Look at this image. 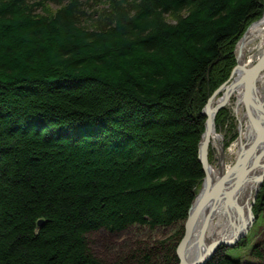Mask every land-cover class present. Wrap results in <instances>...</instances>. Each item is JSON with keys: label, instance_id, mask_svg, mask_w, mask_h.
<instances>
[{"label": "trees", "instance_id": "trees-1", "mask_svg": "<svg viewBox=\"0 0 264 264\" xmlns=\"http://www.w3.org/2000/svg\"><path fill=\"white\" fill-rule=\"evenodd\" d=\"M47 2L61 7L37 14ZM262 11V0H0V264H105L89 235L181 222L110 263L178 264L204 178L201 110ZM207 264L239 262L219 249Z\"/></svg>", "mask_w": 264, "mask_h": 264}, {"label": "rangeland", "instance_id": "rangeland-1", "mask_svg": "<svg viewBox=\"0 0 264 264\" xmlns=\"http://www.w3.org/2000/svg\"><path fill=\"white\" fill-rule=\"evenodd\" d=\"M262 3H263V11H264V0H262ZM62 5H64V3ZM60 7L61 5L59 4L57 5L54 4L53 2L52 3L47 2L42 7L37 6V14L50 16L53 15ZM96 7L98 9L100 8L107 9L109 7V4L103 3ZM263 11L261 13V16L263 14ZM165 19L167 22L170 23L175 22V18L169 14L165 16ZM258 19H260V17ZM249 26H251V23L247 25V27L244 29V31H242L239 37L235 38L236 40H233L232 45L230 47V50H232L231 53L234 58V65L232 66L230 75L227 79L229 83H227L226 85H229L233 81V78L235 77V74H232V72L237 65L236 56L239 57L240 54L237 51V48L239 46V41H241L244 34L247 32ZM255 51L256 53L254 54L259 53L255 57V59H250L249 62L247 61L248 60L247 56L249 54L247 55L245 54L243 58L244 62L242 63L240 62V63L245 67L254 64L258 60L260 54L262 53V51H260V48L258 47L257 50ZM261 77H263L262 73L259 76L256 83V86H258L257 94L258 93L262 94V98L264 100V93L261 90L262 87L259 85V79ZM214 92L215 90L211 92L210 97L213 95ZM238 95L239 93L236 90L233 92V94H231L228 97V100L225 102L223 107L218 111L214 120L213 131L216 130L220 134V140L218 141V145L215 147L211 145L210 143L211 140L209 141L207 159L209 165L216 168L217 170L220 169L225 170L226 168L227 169L226 171H229V169L235 164L237 160V159L235 160L236 156L233 155L232 152L233 147H235L234 144L238 146L241 140H243V142H246V137L241 134L243 131L242 129L244 123H249V119L244 104L241 112H239V110L236 108L239 107L236 106L238 102ZM221 96H223V91H220L214 99H218ZM206 103L204 104L203 108L205 107ZM203 108L201 110V113L203 111ZM262 108H264V105H262ZM205 128H206V123L204 124V130ZM226 171L224 174L227 173ZM202 183L203 180L197 187L196 194L202 187ZM257 183L258 182H256V186L251 190L250 196L249 197L247 196L248 198L247 197L245 198L244 196L246 195H243L242 199L239 198V200L237 201L238 205L236 204L237 206H234V211L236 212V215H240L239 213L241 212V210H244L245 213L246 210L251 211L252 213L251 219L247 224H244V221L241 220V224H243L242 229H244V226H247L245 235H243L242 237H240L238 240L234 241L231 244L230 241H228V243L221 244L216 250L217 252L220 249L223 252V254L228 256V258L232 260L234 259V261L239 262V264H264V205H261L262 204L261 197L263 196V190H264V178L259 183V185ZM257 186H258V190H256ZM244 200H246V203H244ZM180 224L181 222H179L174 227H157L154 231H150L146 227H139V226H133L132 228H129L122 232H110L102 229L89 235V241H90L89 244L95 256L103 260L105 264H110L114 258L129 250V248L134 244L136 240L144 239L149 235L153 239L161 240L173 234L176 230H179ZM217 239H219V237H217ZM256 251L260 253L259 256L255 254ZM216 252L214 253V255L216 254ZM210 260H208L204 264H207Z\"/></svg>", "mask_w": 264, "mask_h": 264}, {"label": "bare ground", "instance_id": "bare-ground-1", "mask_svg": "<svg viewBox=\"0 0 264 264\" xmlns=\"http://www.w3.org/2000/svg\"><path fill=\"white\" fill-rule=\"evenodd\" d=\"M263 43H264V11L262 16H260V19H257L251 23V26H249V29L244 34L243 38L239 43V46L237 48V51L240 53L238 57L239 62L241 63L244 62L243 58L245 54L246 55L249 54L247 56L248 57L247 61L250 62V59H255L257 54H259V53L254 54L256 53L255 50H257L258 47L260 48V51H262L264 49ZM262 74L263 77L259 79V85L262 87L261 90L264 93V71L262 72ZM240 76H241V71L237 70L235 72L234 80L239 79ZM221 85H219L217 89L220 88ZM230 88H231L230 86H226L222 90L223 94H227L230 91ZM217 89H215V91ZM236 90L239 91V89ZM233 92L231 94H233ZM239 95L236 106H239L240 108L239 107L236 108L239 110V112H241L243 107V102ZM254 96L255 99L264 102L262 98V94L258 93L255 94ZM219 100L220 99L218 98V99H214L211 102L210 104L211 109L215 107V105L219 102ZM251 110L252 113L255 115V117L259 119L258 127L251 126L250 122L244 123L242 129L243 131L241 135H244L246 137V142H243V140H241L238 146L234 144L235 147H233L232 152L233 155L236 156L235 160L238 158L239 155L241 157L245 156L246 155L245 153H247L250 147L254 145L256 139L261 141V145L256 147V149L254 150H250V154L246 158L245 162L238 168V170H236L233 174L230 175L229 181L222 188L221 190L222 192L220 191L221 192L220 195L219 196L214 195L211 201L207 203L194 229V235L190 243L188 244L186 250V256L188 260H191L194 257H196V254L199 249L196 245L197 238L199 239L203 238L202 249H205L206 246H209L210 244L216 242L219 239L230 240L235 238L238 235V233L242 230L243 224H241V220L244 221V224H247L250 221V213L248 210H246V213L244 210H241V212L239 213L240 215H236V212L234 211V206L238 205L237 201L239 200V198L242 199L243 195H246L244 196L245 198L247 196L248 197L250 196L251 190L256 186L257 177H259L261 173L264 171V133H263L264 108L260 109V107L258 108L253 106ZM210 140H211L210 143L213 147L217 146L218 141L220 140V134L216 130L214 131L212 130ZM257 143L259 144V142ZM226 170H227L226 168L225 170L222 169L217 170L216 168L210 166L208 172L210 174L211 183L215 184L218 181L219 177L223 175ZM240 178H245V181L243 182V184L239 185L232 192L231 200L227 201L228 191L234 186V184ZM202 187L197 193L198 198L201 196L203 192ZM244 203H246V200H244ZM206 215L207 217L210 216V218L208 219L204 218ZM205 219H207L206 225L203 223ZM199 233H201V237ZM217 237H219V239H217Z\"/></svg>", "mask_w": 264, "mask_h": 264}, {"label": "water", "instance_id": "water-1", "mask_svg": "<svg viewBox=\"0 0 264 264\" xmlns=\"http://www.w3.org/2000/svg\"><path fill=\"white\" fill-rule=\"evenodd\" d=\"M236 61H237V65L233 69L232 74H235L237 70H240L241 71L240 78L237 80H234L233 78V81L229 85H226L227 83H229L228 80L225 83H223L220 86V88H218L213 93V95L207 100V103L202 111V114L206 118V121H205L206 128L202 134V138L199 143L198 158H199L200 163L202 164V168L204 171V179L202 183L203 192L199 198L197 197V194L195 195V198L193 199L190 205V208L188 210L187 217L183 223V228H184L183 236L178 242V245L175 251L179 264H204L205 262H207L208 260L212 258V256L214 255V253L216 252V250L221 244L228 243V241H230V244H231L234 241L238 240L243 235H245L246 233L247 226H244V229H242V231L239 232L235 238L230 239V240L219 239L216 242H213L212 244H210L209 246H206L205 249H202V239L203 238L202 239L197 238L196 245L199 249L196 254V257H194L191 260H188L186 256V250H187L188 244L190 243L194 235V229L207 203L211 201L214 195L215 196L220 195V193L222 192L221 191L222 188L226 185V183H228L230 175L233 174L236 170H238V168L245 162L246 158L250 154V150H254L256 149V147L261 145V141L256 139L254 145L250 147V149L248 148L249 150L247 151V153H245L246 154L245 156L241 157L239 155L235 164L232 166V168H230L226 174L221 175L215 184L211 183L210 174L208 172L210 165L208 163L207 153H208L210 135H211L212 130L214 129V120H215V117L218 111L223 107V105L228 100V97L231 95V93L235 91L236 89H239L238 93L240 94L239 96L246 108L249 122L251 126L258 127L259 119L256 118L255 115L252 113L251 108L255 106L258 108L260 107V109H263L262 105H264V102H261L260 100L255 99V96H254L255 94H257V86H256L257 80L259 76L261 75V73L264 71V49L262 50V53L260 54L258 60L254 64L248 67L243 66L239 62L237 56H236ZM226 86L231 87L230 91L227 94H223V96L219 98L220 100L216 104V106L211 109L210 107L211 102L216 97V95L220 91H222V89H224ZM257 142H259V144ZM245 178H240L234 184V186L228 191V196H227L228 201H230L232 198V192L239 185L243 184V182L245 181ZM263 178H264V171L261 173L259 177H257L256 182H258V185L262 181ZM256 190H258V186ZM249 210H250V207H249ZM249 213H250V219H251L252 213L251 211H249ZM209 217L210 216L207 217L206 215L204 218L208 219ZM207 219H205L203 222L205 225L207 224ZM39 224H42V222L39 221ZM199 234L201 237V233Z\"/></svg>", "mask_w": 264, "mask_h": 264}]
</instances>
